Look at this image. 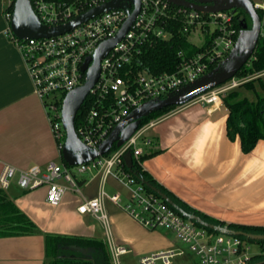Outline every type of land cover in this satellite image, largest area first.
<instances>
[{"label": "built area", "instance_id": "1", "mask_svg": "<svg viewBox=\"0 0 264 264\" xmlns=\"http://www.w3.org/2000/svg\"><path fill=\"white\" fill-rule=\"evenodd\" d=\"M30 1L40 21L51 27L66 24L109 0ZM123 2L122 6L105 10L58 35L20 38L12 32L9 24L8 32L24 56L36 91L47 110L61 152L66 140L61 113L64 97L68 91L84 83L86 71H82L81 67L87 56H92L102 41L115 37L130 12L136 8L132 1ZM139 2L138 14L128 31L101 58L99 78L88 94H92L94 103L76 129L80 139L90 149H97L113 128L145 101L163 98L168 93L179 90L208 72L215 61L221 62L235 47L240 33L234 26L236 11L232 9L206 12L177 5L169 0ZM253 4L261 13L260 36H264V2L253 1ZM12 13L6 11L9 23ZM177 22H183L185 31L198 34L203 45L207 34L217 32L211 47L189 56L179 52L182 60L173 71L151 72L144 69L132 74L130 67L137 61L143 45L158 38H169ZM261 74H264V71L246 77L234 76L188 103L220 105L223 103L222 94L225 91ZM159 120V116L143 119L135 133L122 145L114 144L108 152L81 164L69 167L64 163L51 161L44 167L20 169L13 164L5 163L0 173V187L8 189L15 175L19 174L17 183L22 189L32 190L47 186V200L57 205L69 189L82 193L73 168L79 173L94 171L101 176L99 193L95 197L84 198L78 206V211L91 213L104 224L113 264H121L119 257L127 254L129 250L115 243L111 236L105 199L118 203L122 196L120 192L109 194L105 190V183L109 177L117 179L129 190L124 209L149 229L163 227L174 231L181 241L189 245V251L194 253L192 264H250L252 256L261 254L262 249L259 253L252 254L249 241L240 235L209 232L206 227L197 225L157 192L136 181L127 170L125 153L131 151L133 159L141 162V155L147 150L139 141L146 146L152 144L147 132ZM61 179H64L67 185L60 182ZM185 255L187 252L184 248L173 245L142 256L139 264H178L175 259Z\"/></svg>", "mask_w": 264, "mask_h": 264}, {"label": "crops", "instance_id": "2", "mask_svg": "<svg viewBox=\"0 0 264 264\" xmlns=\"http://www.w3.org/2000/svg\"><path fill=\"white\" fill-rule=\"evenodd\" d=\"M9 3L0 0V173L5 163L28 169L57 162L59 157L63 161L27 63L8 32ZM159 118L150 129L152 144L147 151H160L144 158L142 166L176 196L210 216L226 223L264 224V139L244 153L240 138L227 135L229 113L224 103H186ZM75 177L82 193L69 189L57 205L47 200V186L24 190L16 180L4 190L40 232L0 236V264H44L46 233L99 238L108 246L102 221L78 211L84 198L98 195L101 176L88 171ZM109 179L115 181L116 192L125 194L124 199L129 196L128 188ZM60 182L67 185L64 179ZM122 202L105 199L113 241L127 247V254L138 260L158 251V245L148 240L154 230L132 217Z\"/></svg>", "mask_w": 264, "mask_h": 264}, {"label": "trees", "instance_id": "3", "mask_svg": "<svg viewBox=\"0 0 264 264\" xmlns=\"http://www.w3.org/2000/svg\"><path fill=\"white\" fill-rule=\"evenodd\" d=\"M47 1L72 2L74 0ZM14 3L15 0H10L6 10L13 12ZM259 14L261 15L260 12ZM244 20L248 27L252 25L249 15L242 8H238L234 15V26L238 31L241 30L240 25ZM172 29L173 34L169 38H158L143 45L137 61L130 67L132 74H136L144 69L151 72L173 71L182 60V56L179 55V52H182L184 56H189L202 49L210 48L214 36L217 35V32L207 34L206 42L203 45L201 43L197 44L191 40V32L183 29V22H177ZM219 63L220 61H215L211 65L210 70L215 68ZM262 71H264L263 35L259 37L252 56L236 73V76L246 77ZM222 99L229 113V118L226 123L227 135L231 139L239 137L242 151L244 153H250L255 148L258 141L264 139V74L255 76L240 83L238 86L225 91L222 94ZM93 103L94 97L90 94L87 96L76 115V129L85 119L88 110ZM177 106L178 105L166 106L145 117L144 120L152 116L163 115ZM159 151L160 149L146 151L141 155V160L154 155ZM63 163L69 167L71 166L64 162V160ZM133 163L132 169L128 168L127 170L136 181L142 183L145 181V186L150 190H153V186L158 188L185 211L195 213L208 222L226 225L233 231L264 234V224L226 223L223 220L210 216L209 214L190 206L187 202L176 196L171 190L160 184L142 166V163L138 159L134 158ZM173 207L178 210L175 206ZM194 223L202 226L196 221H194ZM207 229L209 232H214V230L210 228ZM37 232H40L38 225L7 196L4 189H0V236L22 235ZM240 236L243 239L250 240L243 234H240ZM258 242L260 243L263 252L252 256L250 264H264V241L260 240ZM68 247L99 249L102 252L103 264H112L109 247L104 240L77 234L67 235L58 233H46L45 235L47 260L44 264H95L94 260L91 258L77 257L63 253V249Z\"/></svg>", "mask_w": 264, "mask_h": 264}, {"label": "water", "instance_id": "4", "mask_svg": "<svg viewBox=\"0 0 264 264\" xmlns=\"http://www.w3.org/2000/svg\"><path fill=\"white\" fill-rule=\"evenodd\" d=\"M123 1L124 0L106 1L80 14L66 24L49 27L40 21L30 0H15L10 27L12 32L20 38L58 35L105 10L122 6L124 3ZM129 1L134 2L136 8L130 12L129 17L123 23L115 37L102 41L98 45L95 53L92 56H87L81 67L82 71H86L84 83L68 91L64 97L61 113L63 126L66 130V140L61 153L64 162L69 165H77L91 161L101 154L108 152L114 144L117 146L122 145L135 133L145 117L169 105L186 104L205 91L233 78L252 56L260 37L261 19L252 0H169L171 3L177 5L206 12H217L229 9L236 11L238 8H242L249 15L252 25L248 27L245 20L241 23V30L236 40L235 47L232 48L228 56L215 68L209 70L196 80L184 85L179 90L168 93L163 98H154L145 101L121 120L113 128L109 136L99 144L97 149H90L77 134L75 127L76 115L99 78L101 58L125 35L138 14L140 8L139 0ZM124 159L127 167L132 169L134 164L132 152L127 151L124 155ZM143 183L146 182L143 181ZM152 189L171 205L175 206L185 217L198 222L206 228L221 233L235 235L243 234L250 240L264 241V234L242 233L233 231L226 225L208 222L199 215L187 212L179 207L169 196L158 188L153 186Z\"/></svg>", "mask_w": 264, "mask_h": 264}, {"label": "rangeland", "instance_id": "5", "mask_svg": "<svg viewBox=\"0 0 264 264\" xmlns=\"http://www.w3.org/2000/svg\"><path fill=\"white\" fill-rule=\"evenodd\" d=\"M253 1H260V2H264V0H253ZM191 40L197 44L202 43V39L201 37L196 34V33H191L190 36ZM236 76V75H235ZM237 77V76H236ZM151 131L149 130L147 132V136L151 138ZM139 144H141L144 148H146V150H148L149 146H146L141 140L139 141ZM57 163L63 164L62 159L59 157L57 160ZM75 174H82L79 173L75 168L73 169ZM88 172V171H87ZM84 172V173H87ZM83 173V174H84ZM19 174H16L15 177L13 178V181H16L18 179ZM105 190L111 194L117 191V189H115V181L109 179L106 183H105ZM124 195L122 196V203H126L127 202V198L124 199ZM108 213L110 214L109 210ZM111 218V217H110ZM110 221V220H109ZM92 222L94 224H99L96 222V220H92ZM113 223V222H112ZM149 240V244L152 246H156L158 245V247L155 250H163V249H167L173 245L175 246H181L182 248H184L187 252V255H185L184 257H178L175 259V261L178 264H192L191 262H193L194 260V256L191 251H189V245L184 243L183 241H181L178 237L177 234L169 229L163 228V227H159L157 229H155L153 231V233L150 234V237H148ZM249 246L251 248L250 252L253 253H259L261 250V246L260 243L258 241L255 240H249ZM63 253L65 254H69V255H73V256H77V257H84V258H91L94 260L95 264H103V256H102V252L99 249L96 248H79V247H68L63 249ZM190 253V254H189ZM120 263L121 264H139V260L137 258H135L134 256L130 255V254H123L119 257ZM112 264L113 261L111 260Z\"/></svg>", "mask_w": 264, "mask_h": 264}]
</instances>
